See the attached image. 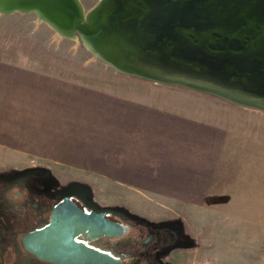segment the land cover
<instances>
[{"label":"rangeland","instance_id":"obj_1","mask_svg":"<svg viewBox=\"0 0 264 264\" xmlns=\"http://www.w3.org/2000/svg\"><path fill=\"white\" fill-rule=\"evenodd\" d=\"M26 167L179 224L182 264H264V110L120 71L36 9L0 10V174Z\"/></svg>","mask_w":264,"mask_h":264},{"label":"water","instance_id":"obj_2","mask_svg":"<svg viewBox=\"0 0 264 264\" xmlns=\"http://www.w3.org/2000/svg\"><path fill=\"white\" fill-rule=\"evenodd\" d=\"M36 9L116 69L264 110V0H0ZM85 255L84 264H93Z\"/></svg>","mask_w":264,"mask_h":264},{"label":"flooded vegetation","instance_id":"obj_3","mask_svg":"<svg viewBox=\"0 0 264 264\" xmlns=\"http://www.w3.org/2000/svg\"><path fill=\"white\" fill-rule=\"evenodd\" d=\"M179 224L102 202L88 185L42 167L0 174V264H176Z\"/></svg>","mask_w":264,"mask_h":264},{"label":"crops","instance_id":"obj_4","mask_svg":"<svg viewBox=\"0 0 264 264\" xmlns=\"http://www.w3.org/2000/svg\"><path fill=\"white\" fill-rule=\"evenodd\" d=\"M5 70H8V69H5ZM11 72V75H17V76H21L22 74L20 73V72H26V71H28L29 69H26V68H12V69H9ZM8 70V71H9ZM15 72V73H14ZM18 106H19V104H17ZM10 106H14V104L12 105V104H9V106L8 107H10ZM176 133V132H175ZM171 134V136L169 135L168 137H161L160 136V134L158 135V134H156L153 138L155 139V138H157V139H159V138H161V139H173V140H175V135H174V133H170ZM164 135V134H163ZM160 136V137H159ZM149 139H152L151 137L149 138ZM161 146V148L162 149H164L165 147L163 146V145H160ZM158 150H160V147L158 146ZM92 169V168H91ZM144 171H146V169L144 170ZM94 172H99V171H94ZM100 173V172H99ZM133 187V186H132ZM100 198V197H99ZM102 200H104L103 198H101ZM132 212V211H131ZM177 249H179V248H177ZM177 249H175L173 252H172V254H170V256H169V258H171L172 260H174L175 261V263L176 264H182V262H181V260L179 259L180 257L177 255ZM262 264V263H261Z\"/></svg>","mask_w":264,"mask_h":264}]
</instances>
